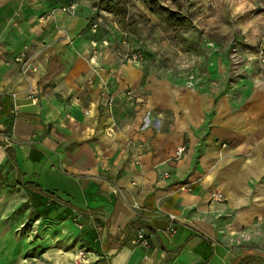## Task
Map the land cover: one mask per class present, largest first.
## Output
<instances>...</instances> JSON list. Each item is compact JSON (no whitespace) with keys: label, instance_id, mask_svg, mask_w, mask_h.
Returning a JSON list of instances; mask_svg holds the SVG:
<instances>
[{"label":"crops","instance_id":"1","mask_svg":"<svg viewBox=\"0 0 264 264\" xmlns=\"http://www.w3.org/2000/svg\"><path fill=\"white\" fill-rule=\"evenodd\" d=\"M72 1L74 17L61 11ZM95 1L0 0V172L14 202L56 224L48 259L264 264V83L216 104L160 79L127 61ZM23 53L36 72L14 62ZM139 231L148 249L132 244Z\"/></svg>","mask_w":264,"mask_h":264},{"label":"rangeland","instance_id":"2","mask_svg":"<svg viewBox=\"0 0 264 264\" xmlns=\"http://www.w3.org/2000/svg\"><path fill=\"white\" fill-rule=\"evenodd\" d=\"M261 2L96 0L92 5L107 36L125 43V52L143 51L146 67L160 79L214 96L216 104L222 97L238 104L264 83ZM6 176L0 172V264H53L47 233L56 224L29 202H14L17 188ZM56 246L67 247L62 241Z\"/></svg>","mask_w":264,"mask_h":264},{"label":"built area","instance_id":"3","mask_svg":"<svg viewBox=\"0 0 264 264\" xmlns=\"http://www.w3.org/2000/svg\"><path fill=\"white\" fill-rule=\"evenodd\" d=\"M77 5L75 3H73V1L66 5L63 6L61 8V11L68 15V16H76V12H77ZM259 9L264 13V3L261 2L259 4ZM52 15H46L40 18L41 21L44 22H48L50 21ZM99 28V25L97 23H94L92 25V29L94 30V32H97ZM260 58L262 59V62L264 63V57L260 54ZM127 61H137V62H143L145 60L144 57V53L141 50L138 51H129L127 56H126ZM15 63L20 64L22 67V73L23 74H29L32 72H36L37 69L36 67L30 63V60L27 58L26 54H20L19 56H17L14 60ZM133 92H128V95L130 97H133ZM32 101L34 103L38 102L37 98H33ZM87 115H89V112H86ZM185 147H181L178 149L177 151V157L180 158L181 155L185 152ZM183 190H186V188H184ZM214 199L221 201L222 200V196L221 194H217L214 195ZM169 219H170V226L168 227L167 231L171 234L174 235L177 233V227H176V221H177V217L175 215H169ZM132 244L135 246H140L142 248L148 249L150 246V243L148 241V239L146 238L145 234L143 233V231H139L137 233V235L132 239ZM88 253L86 252L85 249H81V252L79 254V259L76 261L75 264H89V259H88Z\"/></svg>","mask_w":264,"mask_h":264},{"label":"trees","instance_id":"4","mask_svg":"<svg viewBox=\"0 0 264 264\" xmlns=\"http://www.w3.org/2000/svg\"><path fill=\"white\" fill-rule=\"evenodd\" d=\"M113 8H114V7H113ZM115 10H116V9H114L113 11L115 12ZM8 153H9L10 157L13 158V155H12V152H11L10 149L8 150ZM30 186L33 187V185H31V184H30ZM35 187H36L37 189H40L38 186H35Z\"/></svg>","mask_w":264,"mask_h":264},{"label":"bare ground","instance_id":"5","mask_svg":"<svg viewBox=\"0 0 264 264\" xmlns=\"http://www.w3.org/2000/svg\"><path fill=\"white\" fill-rule=\"evenodd\" d=\"M81 252V251H80ZM80 252L77 254V256H76V261L79 259V254H80ZM76 261H75V263H76Z\"/></svg>","mask_w":264,"mask_h":264}]
</instances>
